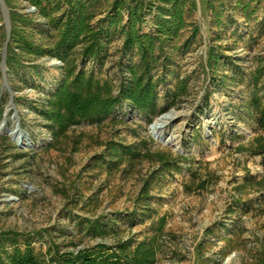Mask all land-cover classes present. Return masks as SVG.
I'll return each mask as SVG.
<instances>
[{"label": "rangeland", "instance_id": "374dc122", "mask_svg": "<svg viewBox=\"0 0 264 264\" xmlns=\"http://www.w3.org/2000/svg\"><path fill=\"white\" fill-rule=\"evenodd\" d=\"M12 6L34 17L28 30L41 41L47 19L28 0H12ZM262 16L248 22L235 10L219 28L200 7L192 16L200 24V41L177 53L175 67L158 87L165 111L146 116L123 104L101 123L74 127L59 149L48 148L51 129L40 111L62 80L64 63L51 64L58 59L49 56L23 58L18 68H8L9 87L0 70V238L14 231L46 253L56 245L70 250L101 240L111 243L117 235L141 241L152 234L157 221L133 214L142 210L138 196L143 178L159 167L149 161L112 167L104 154L105 142H114L185 158L178 168L159 175L145 202L155 220L166 218L156 264H256L264 255V162L239 148L249 147L262 133L246 105L247 73L254 58L264 54V32L258 26ZM151 18L147 16L145 30L151 29ZM108 46L110 57L103 68L90 61L86 65L102 78L117 80L120 38ZM211 46L243 68V81L233 63L222 68L230 77L212 81L203 70ZM181 79L189 80L190 94L171 103L170 94ZM165 114L172 117L158 138L152 124ZM17 125L28 133L20 141L10 133ZM89 219L108 224L110 234L101 238L89 233ZM19 241L23 245L22 237Z\"/></svg>", "mask_w": 264, "mask_h": 264}, {"label": "trees", "instance_id": "16d2710c", "mask_svg": "<svg viewBox=\"0 0 264 264\" xmlns=\"http://www.w3.org/2000/svg\"><path fill=\"white\" fill-rule=\"evenodd\" d=\"M41 17L47 19L48 29L42 40L36 39L28 27L34 17L22 13L5 0L10 9L11 34L6 62L8 68L22 65L23 58L55 57L64 63V75L56 90L48 98L40 113L51 129L49 149L57 148L69 137V132L84 123H101L123 104H129L146 116L165 111L160 108L158 87L166 81L167 71L175 67L178 52H188L200 40V24L192 16L201 7L210 15L217 27L226 25L227 19L239 10L248 22L256 20L264 32V0H28ZM199 1V3H198ZM231 7V12L228 8ZM151 15L153 25L145 30L144 24ZM185 31L189 36L184 38ZM118 36L121 40L119 76L117 80L102 78L88 68L87 61L102 66L109 59V43ZM47 37V38H46ZM7 39L0 5V62ZM125 58L127 61H125ZM233 63L237 77L244 80L243 68L232 57L221 53L216 46L208 51L205 73L212 81L222 82L230 77L226 65ZM223 71V76H219ZM247 85L250 96L246 105L256 114V125L262 133L254 137L249 147L239 151L260 155L264 162V54L254 58ZM188 79H181L170 94L171 103H177L190 94ZM150 119V118H149ZM5 139H7L5 137ZM147 146V141H144ZM104 159L112 167L123 163L133 166L144 161L156 163L158 169L143 178L139 191L141 211L133 216L157 221L158 228L141 241L116 236L113 242L104 240L78 249L62 250L53 246L46 253L37 252L28 238L14 231L5 232L0 238V264H156L161 249L159 238L166 218L155 220L148 201L153 182L172 167H179L185 159L174 157L167 151L140 149L138 145L105 142ZM204 183V182H202ZM203 188L204 185H199ZM141 202H144L141 203ZM143 204V206H141ZM134 217V218H135ZM87 230L94 236L105 238L111 227L87 220ZM144 221V220H143ZM24 239L23 245L19 239ZM9 242V246L6 245ZM256 264H264V255Z\"/></svg>", "mask_w": 264, "mask_h": 264}, {"label": "water", "instance_id": "95a60500", "mask_svg": "<svg viewBox=\"0 0 264 264\" xmlns=\"http://www.w3.org/2000/svg\"><path fill=\"white\" fill-rule=\"evenodd\" d=\"M198 3H199V1H198ZM0 5H1V12H2V16H3V22L5 24L6 33H7V39H6V42H5L3 50H2V59L0 62V70L2 72L4 85L9 87V85H8V65L6 62V56H7V51H8V42H9L10 34H11L10 9L7 6L5 0H0ZM32 9L36 10L35 7H32ZM58 63H60L59 60H53L51 64H58ZM11 93L14 94L13 91H11ZM16 131H19L21 136H28V133L25 132L23 129H21L19 127V125H17Z\"/></svg>", "mask_w": 264, "mask_h": 264}, {"label": "bare ground", "instance_id": "6f19581e", "mask_svg": "<svg viewBox=\"0 0 264 264\" xmlns=\"http://www.w3.org/2000/svg\"><path fill=\"white\" fill-rule=\"evenodd\" d=\"M171 117L172 114H165L152 124V132L156 135V137L160 138L164 135L163 128L168 124ZM10 133L17 141H20L21 134L19 131L16 132L14 129H12ZM22 141L25 143L26 140L23 139Z\"/></svg>", "mask_w": 264, "mask_h": 264}]
</instances>
